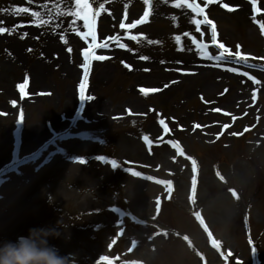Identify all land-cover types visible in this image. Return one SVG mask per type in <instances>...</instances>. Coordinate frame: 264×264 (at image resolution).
I'll return each instance as SVG.
<instances>
[{"label":"rangeland","instance_id":"rangeland-1","mask_svg":"<svg viewBox=\"0 0 264 264\" xmlns=\"http://www.w3.org/2000/svg\"><path fill=\"white\" fill-rule=\"evenodd\" d=\"M9 19V17H8ZM227 19H225V21L227 22ZM230 21H232L230 19ZM12 23L8 22V24L6 26H11ZM54 32L57 33H65V29L63 28H59L58 30H54V27H52L51 29ZM17 31V30H15ZM14 31V32H15ZM249 37V36H248ZM252 38V39H251ZM234 40V38L232 39ZM240 40L243 41V39L240 38ZM246 40V39H245ZM42 39H39L38 42L36 43L37 47H40V43H41ZM245 43H250L253 44V47H247L248 50L250 51H254V52H260V46L262 44L261 41H259L258 36L256 35V33H252L250 35V37L244 41ZM38 54V50L35 49L34 51L31 52V54H26V60L27 63L29 65H33L35 63H37V59L39 56H36ZM175 52H171L168 53L167 56H174ZM3 56V54H2ZM105 65V64H103ZM47 69L49 72L47 75L48 77L45 79L44 84L47 83V87L45 86L44 88H48L50 91V94L48 97L38 101L36 104L33 105H28L26 108V112H27V120H26V126L27 127H36L37 126L39 128H37L38 130L42 131V129L44 128V121L45 119L47 120H61L62 115L67 114V112H65V109H68L67 111H71V109L73 108V105H71L69 107L66 108V104L67 101H69L66 90L69 89L71 86L74 85V81L76 80L77 77V73L74 75V78L68 76V77H61L60 76V72H61V68L54 64V62H47ZM100 68L101 66H97V64L94 67V71H93V76L92 79L96 81V77L99 76V72H100ZM12 70H5V69H0V88H2V90L5 91V95H1L0 94V104H4V102L6 101L5 97H6V91H8V89H11V83L13 80L19 79L21 74H22V69L17 68L15 70V75L11 74ZM257 75V74H256ZM152 76V75H151ZM149 77V76H148ZM136 80V78L134 79ZM148 82H146L147 84H152L154 83L155 80H150L147 79ZM192 80H196V78H192ZM205 80V79H204ZM94 81V88H92V93L93 95H97V100L94 101L92 103V106H88V111H87V116L88 117H92V111L96 110L102 113H110L111 111V106H114L113 111L118 112L121 110V107L124 104H127L128 102H132L133 100L137 99L134 95H129L128 93H124L122 90H118V88L113 87L111 89V95H110V89L109 87H107V82L105 81L104 83H101V85H96ZM189 81V79H188ZM210 80L209 82H206V84L204 83L203 86L197 85L199 87H201V92L205 95V97L207 98V90L206 87L207 86H212L211 89H213V91H217L221 84H211ZM145 82V81H144ZM231 82V86L234 85L233 87L230 88L228 94L226 95L225 98H232L234 92H235V88L237 87L236 84H234L231 80L229 81ZM199 84V83H197ZM69 86V87H68ZM196 86V85H195ZM194 87V86H193ZM261 100L264 102V96L261 98ZM193 101H196L195 98H190L187 99L186 97L183 98L181 96V92L176 91L173 93V96L170 98L169 100V104L167 105V107H165L163 110H165V114L167 113H172V115H175L176 117H179V119H182L186 116H188V118H185L186 121H190V119H199L204 121L205 119L200 117V114H197L196 116V111L193 112V115H185L183 114V112H186L189 110V108L187 109V104H191ZM176 106V107H175ZM260 108V107H259ZM184 115V116H181ZM220 119H222L225 122H230L229 117H221ZM9 121V122H8ZM6 121L3 116L0 114V131L2 130V132L4 133H0L1 136V145H0V150L3 148L6 150H8L9 147V138H8V130L11 126V122L10 119ZM103 123L102 122H98L95 121L92 125H100V124H105V123H109V118L107 116H104L103 118ZM185 122V121H184ZM238 123V124H237ZM235 124V126L241 127L242 125H251L253 122L247 121L246 119H242L241 121L237 122ZM260 126V125H259ZM112 135V134H111ZM198 137H200V134L198 132H195L194 134L191 135V138L189 139V141H191L193 144L192 147H198V145H200V142L198 140ZM245 137H252L250 134L245 135L244 137L240 138L239 137H235L234 138H227L225 135L221 136L220 138V143H224V144H228L230 143V145H232V147H224L225 148V152L230 154L232 153V150H240V152H246L247 153V146L252 144L251 141L255 140V137H252L248 140V142L244 143V138ZM112 139L113 140H108V142L110 143V145H112L115 149V153L118 156L123 155L121 152V149L119 147V144L122 143H127L128 141H133L128 139V141L126 142L125 138L123 136L116 138V136L114 137L112 135ZM38 141H34L33 143H31V146H34ZM98 143L102 144V141L100 139H98ZM203 143V142H202ZM135 144V143H133ZM68 147H71V150H75L74 147H72V142H68ZM220 146H218V143L215 144L214 148L212 150L218 149ZM223 147V146H222ZM221 147V148H222ZM249 149V148H248ZM91 150H95V149H89V150H85V148H82V151L84 152H88ZM104 150V146H99L97 151H103ZM80 151V150H79ZM2 151L0 152V160H2L1 157H3L2 155ZM256 155H258V157L253 156L251 161H247L249 164V172H250V181L247 183V185L244 187H242L241 189H243L242 191V195H243V204H246L247 201H249L251 203V207H256L255 210H258L261 213V220L259 221V223L253 227L254 228V232L256 233L260 227H263V233L261 235V240H262V258L264 259V194L260 193V195L257 192V187H256V174L254 171V168L256 166H254L252 163H254V161H259V164L255 161V165H258L260 168L263 169L264 172V140L261 141V144L259 145V147L257 148ZM69 155V154H68ZM243 158L241 157H236V161L241 160ZM203 160H206L203 159ZM88 163L87 165V169L89 168H99L100 166L96 163H94L93 161H104L106 162L111 168L118 170L115 171L117 173V175H121L123 173L121 172H126L129 171L128 167H123L120 168L117 164L115 167L112 166L111 162L109 160H104L101 159L98 156H92L86 160H84ZM205 164V163H204ZM48 170L50 169L49 166L47 168ZM74 167H70V165H65L64 170H66L68 173H72L73 172ZM106 169V168H105ZM100 172H105L104 169H100ZM52 173V171H51ZM203 178V176H202ZM27 178H13L11 180H9L7 183L4 184V186L2 187V193L4 194L3 200L0 203V233H7L9 237H12L13 235L19 234L21 233V230L19 228H17V230H13L10 227L13 224V220H12V216L18 212V208H19V204L20 201L23 199V197L25 196V193L29 190L30 185L27 187L25 185H22V187H20L18 189V187L26 182ZM39 181H41L39 179ZM35 183L36 184V180H32L31 184ZM54 183L55 187L57 188V192L60 193H64V192H72L75 190H71V188H68L69 185H73L71 180H66V179H59V180H53L50 181V189L49 191L51 192V190H55V188L52 187V184ZM135 184L141 185L140 182H135ZM28 185V184H27ZM87 185V184H85ZM112 185H113V181L111 179H107L106 181H104L103 183L100 184V187L98 188V193L104 198V200L102 201L101 204H98V198H92L91 200L89 198H87V201H84L83 199H85L84 194H79L77 195L76 199H82L80 203H75L74 199L70 196L68 198V202L65 204H62V207H105V205L110 204L113 202V200L115 202L119 201V197L121 196L119 194V192L117 190L113 191L112 190ZM134 185V187L136 186ZM75 186V185H74ZM89 186V185H88ZM125 187H123V190H125ZM79 188V187H78ZM19 190V193L17 195H13L12 192L15 190ZM76 189V188H75ZM115 189V188H114ZM141 189V188H140ZM253 189V190H252ZM79 193H83V192H89L91 191V188L89 187H83V188H79ZM216 190V189H214ZM77 191V189H76ZM131 192V191H130ZM133 192L136 195V197H138L140 195L139 199H135L134 201L132 200L131 203V207H133L135 204L139 203L140 205H143L144 207H149L147 208V211L150 210V205L151 203L148 202V197L150 195L151 190L148 189L146 190L145 193L138 191V193L133 190ZM214 195V191H212ZM256 192V194H255ZM140 193V194H139ZM181 193V189L178 188L177 194L180 195ZM40 194V193H39ZM44 194V192H43ZM43 194H40L41 196V200L43 201ZM129 191H125L123 192V195L127 196L128 198H130L129 196ZM51 196V194H49ZM104 201H107L106 203H104ZM131 202V201H130ZM174 204V207H185L183 204L178 203L177 201ZM40 207L43 206H38L35 205L33 208L34 211H39ZM165 207H173L170 204L166 205ZM239 219H240V213H238L236 215V217H224L223 219H217L215 222V228L221 232L223 235L229 236L231 241H235L236 243V247H240L241 251H242V255H244V257H246V249H245V244L243 241V234L240 228V223H239ZM234 226L233 227V232L230 230H223V228H221V226ZM9 227V231H6L7 228ZM186 231H188L192 236H195V230L188 227L185 229ZM228 231V232H227ZM79 232V231H78ZM28 235V233H27ZM80 237L83 236L82 232L79 234ZM184 251V250H183ZM185 252V251H184ZM187 254V253H186ZM188 256V264H198L197 260L195 258H191V256ZM163 261L161 262L159 260V264H181L179 261H173L170 262L167 258H162ZM179 262V263H178ZM247 264V262L245 263Z\"/></svg>","mask_w":264,"mask_h":264},{"label":"snow or ice","instance_id":"snow-or-ice-1","mask_svg":"<svg viewBox=\"0 0 264 264\" xmlns=\"http://www.w3.org/2000/svg\"><path fill=\"white\" fill-rule=\"evenodd\" d=\"M27 2L29 4L33 3V0H27ZM66 2L69 4V7L66 9L65 13L60 12V6L59 5H54V7H57V15H62V14H67L76 18H79L81 20L84 21V27L86 29H88V32L91 33L93 30V25H94V21L95 18L100 15V13L105 9V5L106 3L109 2V0H66ZM143 5H144V11H143V15L140 16L139 19L134 20L131 23H124L123 21L120 22L119 27L123 30V29H127V30H131L137 27V25L143 24L147 22V19L153 14V11L155 8L158 7V5L160 3H164L167 4L169 2V0H142ZM214 2V0H205V4H204V8H206L208 6L209 3ZM252 4H253V13H256L259 11V9L255 6L256 5V0H251ZM172 4L175 8L177 9H182V8H187L190 9L191 12L193 13L192 16V22L196 24L197 26V31L200 30V25L203 24H209L212 25L213 22L207 17V15H204V19L203 20H199L196 17L199 15H203L204 14V8H202L200 6L199 3L196 2V0H172ZM93 5H98V8H94ZM222 7L228 9V10H232L231 8H229V5L227 4H222ZM3 11V10H0ZM20 11L22 12H29V8L24 7L21 8ZM32 16L34 18H36V23L38 24H44V23H51L52 22V16H51V12L49 11V19L48 20H44L42 18V13L39 10L36 11H32ZM110 14V13H109ZM125 18H127V5H125ZM173 21L176 20V17L173 16L172 17ZM59 26V25H58ZM262 29H264V24L261 25ZM5 32V28L4 27H0V33ZM185 35H188L187 33H185ZM201 35H203V33H201ZM132 40H135L137 42H140V40H146L147 43L149 44H154V43H159V41H153L147 38V36H145L143 33L137 35H133L129 37ZM61 39L63 40V37H61ZM93 39H95V36L93 35ZM175 39L177 40V42H180V37L177 36L175 37ZM212 40L213 42L216 41V32H215V27L213 25L212 28ZM66 42V41H65ZM193 43H195V38H193ZM107 44H100L98 45V47H107ZM121 47H125V45H120ZM201 48H205L206 49V45H201ZM219 49H222L223 51H220L218 55L216 56H211L209 58L211 59H216V60H227L229 59V57L232 55V53L225 49V46L223 44H219ZM84 60H85V64L83 65L84 67V71L85 74H87L88 68H87V62L88 59L90 57V55H92L91 53H89V51L87 49L84 50ZM235 57L238 59V61H244L246 62V58L241 55V53L239 51H237L235 53ZM94 59L96 60H104L106 59L105 56H93ZM142 59H147V57H141ZM25 83H27V80H25ZM21 88V92L23 93V86H20ZM80 89H81V100H89L91 99L90 97L84 95V83L83 81L81 82L80 85ZM23 98V95H22ZM21 119H23V113H21ZM161 123H163V121H161ZM102 159V158H101ZM78 163H84V161L82 159H77ZM112 166L115 167L116 166V162L112 161L111 162ZM197 169L195 167V162H193V177H192V184H193V190H195V185H196V173ZM134 175H139L138 172H134ZM233 195L235 196L236 193L233 191ZM102 260L106 259V257H101Z\"/></svg>","mask_w":264,"mask_h":264},{"label":"bare ground","instance_id":"bare-ground-1","mask_svg":"<svg viewBox=\"0 0 264 264\" xmlns=\"http://www.w3.org/2000/svg\"><path fill=\"white\" fill-rule=\"evenodd\" d=\"M125 5H127V15L128 16L133 17L134 19H138V18H140L141 14L143 15L144 5H143L142 0H115L114 1V9H112V11L115 12V14H114L115 19L119 18V17H123L125 15ZM178 10H179V13L185 18V20L191 21L192 16H191L189 11L185 10L184 8L178 9ZM6 40H7V37L5 35L4 36L0 35V41L1 42L6 41ZM1 42H0V47L2 44ZM29 46H30L29 44H24V45H20V46H18V45L7 46L10 49V51L12 53V57L14 58V62L16 64L22 66L24 54H25L23 52L24 51L26 52V50H28ZM195 64H197V63H195ZM183 69L188 70L191 73H194V75H202V76L206 75V72H204V68H200L199 65H195L192 67H184ZM30 70H31L30 76L33 78V80L36 83L40 84L43 80L44 75H45L44 67L40 66V64H36ZM70 72L73 73L74 70H70ZM208 73H210V70L208 71ZM238 83L241 84L240 82H238ZM167 84H168V82L165 80V81L159 83L157 87H164ZM167 90H170V86ZM206 90H207V95H208V97H210V99L215 98V94H214L213 89L207 87ZM165 98H166V96L163 97V99H165ZM69 99L70 100L73 99L74 103H75V101H76L75 91H74V93L73 92L70 93ZM242 99H244V98H241V96H239V97L234 96V99H232V102L230 101V104H231V107H235L239 110H242V111L246 112V114H247L249 110L245 111V109H249V106ZM225 103H228L227 99H226ZM139 104H140V102H139ZM144 109L145 108H143L141 110L140 109H137V110L142 111ZM35 131H37V129H33V128L31 129L30 128L27 131L26 135L28 137H30V135L37 134V132H35ZM125 147H126L125 148V150H126L125 154H127V156L132 158L131 161L139 162L138 164H142L141 161L138 160L139 158H141V157H138V153L132 151V150H135V151L140 150L141 145L138 144V146H137L135 144H127ZM156 151L161 152V153L165 152L163 150V147L158 148V150H156ZM156 161H162V159H157ZM222 170L224 172L223 175H225L227 173H231V169L222 168ZM232 170L233 171H232L231 175L234 176L233 180L237 184H239V183L241 184L242 183L241 181L248 178V171H247V167L245 165H243L241 163L234 164ZM207 178H209V177H207ZM208 183L214 184V182L211 180H208ZM133 186H134L133 183L128 182L127 189L130 193V196L136 197L132 192H130V190H132ZM136 190H138V189H136ZM207 194H208V186L201 185L198 187L197 196L199 198H204L207 196ZM231 201H232V199L228 195L219 194L217 197H215L212 200V202H209L207 204V207L204 208L205 214L207 215V217L209 219H212V220L218 216H226L228 213L233 211L232 207L234 205L232 204Z\"/></svg>","mask_w":264,"mask_h":264},{"label":"clouds","instance_id":"clouds-1","mask_svg":"<svg viewBox=\"0 0 264 264\" xmlns=\"http://www.w3.org/2000/svg\"><path fill=\"white\" fill-rule=\"evenodd\" d=\"M59 235L54 228L29 229L27 236L0 244V264H73L48 243L49 237Z\"/></svg>","mask_w":264,"mask_h":264}]
</instances>
